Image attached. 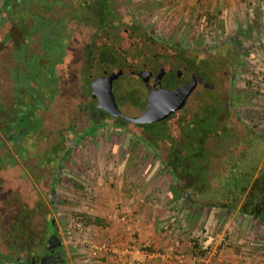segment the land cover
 <instances>
[{
    "label": "rangeland",
    "instance_id": "374dc122",
    "mask_svg": "<svg viewBox=\"0 0 264 264\" xmlns=\"http://www.w3.org/2000/svg\"><path fill=\"white\" fill-rule=\"evenodd\" d=\"M200 1L203 0H198L197 4ZM182 2L186 0H113L114 6L120 7L119 11H129L142 27L172 43L183 45L181 47L186 51L188 60H192L190 64L198 75L200 92L194 94L179 114L178 126L174 128L173 121L169 124L180 139L184 138L187 130L198 135L202 134L200 132H214L218 123L225 127V130L219 128L225 131L223 139L215 141V137L210 141L208 133L198 135L205 144L209 142V148L218 150L219 154L215 156L223 158L221 161L217 157V163L214 156L206 155L201 162L205 165L204 169L211 170L205 173L214 180L211 193L197 194V191L190 189L187 192L190 203L179 200L171 176L132 130L116 128L104 120L108 123L104 124L102 130L96 132L94 129L100 126H92L87 132L92 125V116L83 98L74 92L70 94L72 97L59 100L55 97L50 111L45 114L42 128L28 135L25 145L30 155H46L43 157L46 160L54 153L49 148L59 146L64 134L61 132L66 131L64 147L66 152L71 150V156L61 174L57 191L58 208L54 217L65 242L69 264L100 261L92 257L91 248L85 242L92 245L107 242L122 247L133 238L138 240L140 246L142 244L141 247L156 246L151 250L159 254L163 253L160 246L164 241L169 242L171 251L182 254L187 250L193 251V242H199L202 247L197 251L199 256L196 254L197 264H203L201 253L206 247L208 253L215 250L218 253L242 254L240 264H264V227L250 218L235 216V213L230 215L214 208L220 195L231 194L235 189L229 201L241 199L256 178H260L256 186L261 184L264 175V35L251 34L247 46H233L230 41L236 36L230 35L225 24L219 26L214 22L210 25L204 19L207 13L201 8L206 9L205 3L192 8L187 3L183 9ZM2 4L3 0H0V12ZM60 4L63 8L62 0ZM37 5L32 1L26 6L27 12H15L0 32V44L3 46L0 57L8 63L0 68V84L4 86L0 98L5 96L0 103L4 106H9L12 101L10 97L13 96L10 76L15 64L10 60V50L24 42L18 23L23 20V29L29 28L32 20L27 14L36 12ZM41 13L45 14L44 11ZM216 13L222 15L217 8ZM45 15L50 18L52 13ZM7 33L11 34L8 40L5 38ZM38 47L32 46L34 49ZM18 69L21 71L23 67L19 66ZM41 76L32 77L35 88L43 86ZM218 102L225 105V111L222 114L218 111L220 121H215L219 118L213 106ZM3 115L1 112L0 116ZM81 135L88 136L75 145ZM2 137L7 141L6 137ZM8 146L11 150V145ZM2 152H8V148L2 149ZM18 153L27 155L26 150ZM224 159L229 161L225 168L222 166ZM201 184L204 183L200 180L199 186L202 187ZM24 193L30 194V189L27 187ZM249 193L251 196L257 194L258 189L253 187ZM195 205L200 208L201 214L197 222L191 223L188 214L193 212ZM122 215L132 220L130 224L134 234L130 237L125 231L126 224L121 221ZM233 216L234 224H240L239 228L229 227V219ZM96 218L103 220L105 226L98 227L91 223ZM73 221L83 225L85 231L82 234L78 231L72 233ZM115 230L118 231L117 235L111 237L108 232ZM144 236L148 238L146 241Z\"/></svg>",
    "mask_w": 264,
    "mask_h": 264
},
{
    "label": "flooded vegetation",
    "instance_id": "af4514ba",
    "mask_svg": "<svg viewBox=\"0 0 264 264\" xmlns=\"http://www.w3.org/2000/svg\"><path fill=\"white\" fill-rule=\"evenodd\" d=\"M62 1L64 10L54 7L55 15L51 20L58 24L62 20L63 28L55 27L52 31L59 34L57 40L66 46L61 58L60 92L55 97L59 100L72 97L71 92L78 93L92 116V125L86 131L92 126H100L94 129L96 132L102 130L104 124L108 123L104 120L109 121L116 128L132 130L134 136L145 143L152 153L156 152L163 162H168L171 149L181 147L179 143L184 142L174 132L178 126V116L200 84L190 64L192 60H188L186 51L181 47L183 45L172 43L142 27L129 11H119L120 7L114 6L117 20L111 19L100 26L94 12L85 11L83 6L81 8L74 4V7L72 0ZM76 9H83L79 17ZM25 45L24 42L20 43V46ZM29 46L40 44L33 42ZM185 68H190L197 76V87L183 108L174 111L163 121L144 125L129 123L99 108L93 95L94 90L104 84L110 90L101 88L100 94L105 100L109 99L112 106L106 105L108 108L124 109L125 112L133 108L142 114L150 107H174L177 100L170 102L169 99L184 88L183 81L187 76ZM55 97L52 102L47 101L48 109L43 108L40 115L37 112L32 117L31 130H28L27 124L17 131L3 132L9 121L6 116L0 124V264H69L65 242L54 217L58 208L57 191L61 174L71 156V150L66 152L64 147L66 136L62 137V142L59 141V146L64 148L63 153L52 146L49 149L54 153L46 160H43L46 155H30L25 145L27 136L42 128L45 114L50 111L49 105L54 103ZM50 98L48 96V100ZM172 121L174 128L169 124ZM24 131L29 133L25 136ZM6 148L8 152H2ZM24 150L27 155L18 153ZM27 187L31 192L28 195L24 193Z\"/></svg>",
    "mask_w": 264,
    "mask_h": 264
},
{
    "label": "trees",
    "instance_id": "16d2710c",
    "mask_svg": "<svg viewBox=\"0 0 264 264\" xmlns=\"http://www.w3.org/2000/svg\"><path fill=\"white\" fill-rule=\"evenodd\" d=\"M32 1L38 3V8H36L37 11L33 14H27L28 18L32 20V24L29 28L23 29L22 26L25 25L23 20L18 23L19 31L22 32V39L24 43H26V45L18 46L15 48L13 47V50H10V60H13V63L15 64L14 68H12V74L10 76V86L13 91V96L10 97L12 101L9 106H4L2 105V103H0V113H4V116H2V118L0 116V122L3 121V117L5 116L9 119L5 130L3 129V132L5 131L6 133L11 132L12 130L17 131L18 129L23 128L24 125L27 124L28 130H31L32 117H34L37 112L40 114L43 108L48 109L47 101L52 102L54 97L60 92L59 78L62 74L61 58L64 54L66 46H62L61 40H57L59 34L54 33L52 29L55 27L63 28L64 24L62 23V20H60V24L55 22L53 23V21H51L52 19H54V11L56 10L55 8L62 7L60 4V0H3L0 12V32L3 31L5 24L11 21L10 17L14 16L15 12L17 13L19 10H21L23 13L27 12L28 9L26 6L32 4ZM72 3L73 6L74 4L80 6L81 8L83 6L86 9L85 11L88 10L97 14L98 19H94L99 23L100 26H104L111 19L117 20V16L115 15L116 9L114 8L113 1L110 2V0H72ZM42 10L45 12V14L52 13L51 17L46 18V15H43L41 13L43 12ZM81 11H83V9H76V12H78L77 17L81 15ZM3 15H5V18H3ZM204 19L208 21L210 25H212L216 20V15L207 14ZM77 20H80V18H78ZM252 31H254V29H252ZM10 35V33L9 35L7 33L5 38L7 40L10 39ZM33 42L40 44L38 49H34L32 48V46H29ZM2 47L3 46L1 43V56L3 55ZM4 60V58L2 60V58L0 57V68L5 67V65L8 64ZM184 64L187 65L186 63ZM19 66L23 67V70L20 71L18 69ZM191 72L193 71L191 70ZM193 74L195 75V73ZM35 75L38 77L42 75L41 84L43 86L40 88H35L32 85L34 81V78L32 77H34ZM3 87L4 86L0 84V91L4 89ZM197 92H200L198 88ZM48 96H51L49 100ZM3 100H5V96H3V98H0V102H2ZM213 108H215L214 113H216V115L218 111L221 112V114L223 113V111H225V105L221 102H218V104L216 106H213ZM221 114L217 115L219 119H216L215 121H220ZM219 128L224 130V127L220 126V123H218V126L214 128V132L207 131L205 133L209 134V138L214 139L216 137V141L218 138H222L225 132L220 131ZM65 132L66 131L61 132V134L64 133L62 134V137L65 135ZM28 133V131H24L23 134L26 136ZM200 133H202L203 135L205 134L203 132ZM202 134L198 133V135L200 136H203ZM88 135H81L80 137H78L75 142V145L80 143V141ZM184 135L185 136H183L184 138L182 139L184 140V142L179 143L182 146H179L178 148L177 146H175L171 149V154L168 162H163L161 157L156 152L154 154L157 158V161H160L163 168L171 176L172 181L174 183L175 195L178 196L179 200H183V202L185 201L184 203H190L191 199H188L186 197V195L188 194V190L192 189L194 192L197 191V194L201 192L204 193V191L211 193L210 187L213 185L212 182H214V180H212L210 176L205 174L207 171L211 172V170L204 169L205 165L201 164L206 155H208L206 147L208 146L209 142L205 144V141L202 142L197 134H194V132L188 130ZM56 147L58 149L57 152L62 151L63 149L62 146L57 145ZM206 177L209 178V180H207ZM200 180L201 183H204L201 184L203 185L202 187L199 186ZM259 180V177L256 178V180L251 186V188L256 187V189H258L257 194L251 196V193H249L251 188H246L245 192L243 193L244 195L241 199L231 201L229 202V204L232 205L231 208L234 211L239 207V205H241L239 212L242 215L247 216L253 220H257L264 226V175L261 184L256 186ZM218 181L220 182L219 178ZM234 190L235 189L232 190V193H235L233 192ZM219 197L220 198L218 202L220 200L222 201H220L219 204L216 201L217 204L215 205L217 206L215 207L218 210L223 211L226 209L223 204L225 194H222ZM193 208H195L193 209V212L188 214L189 221H191V223L197 222L201 214V210L197 205H195ZM91 223L98 227L105 226V222L97 218L91 220ZM193 245L194 250L192 252L196 255L197 251H200L202 246L199 245V242H193ZM207 251L208 248L206 247L201 253L203 257L206 256V253H208Z\"/></svg>",
    "mask_w": 264,
    "mask_h": 264
},
{
    "label": "crops",
    "instance_id": "0c3cea01",
    "mask_svg": "<svg viewBox=\"0 0 264 264\" xmlns=\"http://www.w3.org/2000/svg\"><path fill=\"white\" fill-rule=\"evenodd\" d=\"M204 1V2H203ZM200 1L199 4L205 3L206 9L203 8L202 6H198L199 8L203 9L205 13L208 15H216V20L215 23L216 25L220 24L219 26H223L225 24L226 28H228V32L230 35L236 36L230 41V44L233 46H247L248 43L246 40H248L249 35H256L259 36L260 34L264 35V0H203ZM198 0H190L186 2H182L181 7L185 9V5L187 3H190L189 7H195L197 4ZM191 4H193L191 6ZM216 8L218 9V12H222V15H217L216 13ZM249 18V19H248ZM254 19V21L251 20ZM237 22V23H236ZM249 23H253L252 26L249 25ZM259 24V25H258ZM254 29V31H252ZM209 140H214L213 138H209ZM206 150L208 151V156H214L215 161H219V159L222 161V157L220 156H215V154H219L218 150H212L208 146L206 147ZM217 157L219 159H217ZM229 161L223 160L222 166L223 168L228 167L227 163ZM222 163V162H221ZM211 177V176H210ZM205 195H209L210 192H205ZM232 193V192H231ZM227 192L224 197V206L225 210L223 212H226L228 214H234L235 216H240L242 218H249L247 216L242 215L239 212L240 206L234 211L232 210L231 206L229 204V197L231 198V194ZM212 196V195H210ZM222 201V200H220ZM241 203V202H240ZM217 204V202H215ZM217 209L216 207H214ZM128 210V208H127ZM128 213V211H126ZM227 214V216H229ZM226 216V215H225ZM235 216L230 217L229 219V227H240V224H234ZM251 219V218H250ZM253 220V219H252ZM103 221V220H102ZM241 221H243L241 219ZM258 222L257 220H255ZM259 223V222H258ZM261 227H264L261 223H259ZM110 230V229H109ZM111 234V237L114 235H117L118 231H111L108 232ZM141 237V236H140ZM145 241L148 239L147 237L144 236ZM140 240V239H139ZM141 241V240H140ZM138 242V240H137ZM151 242V241H150ZM98 243V242H97ZM101 243V242H100ZM103 243V242H102ZM155 244L157 242H154ZM167 241H164V243L161 244V250H163L162 254H159L158 252H154L151 249L155 248L156 246H151L149 245V248L147 247H142L144 248L145 252H147L148 256L146 254H141L138 256H135V259L137 261H144L145 264H193L192 263V258L195 255L193 252L190 250H187L185 252H176V251H171V246H168ZM125 245V244H124ZM142 246V244H141ZM215 251V250H214ZM212 252V253H207L206 257L204 256V262L203 264H240L239 259L242 258V254H233V253H228L226 251L218 253V252ZM239 255V256H238ZM179 256L182 258V260L179 259ZM87 259V258H86ZM84 264H118L114 259L110 258L108 260L102 259L100 261H87L83 262Z\"/></svg>",
    "mask_w": 264,
    "mask_h": 264
},
{
    "label": "water",
    "instance_id": "95a60500",
    "mask_svg": "<svg viewBox=\"0 0 264 264\" xmlns=\"http://www.w3.org/2000/svg\"><path fill=\"white\" fill-rule=\"evenodd\" d=\"M184 67H186V65ZM185 72H187V76H185V80L183 81L184 88L179 90V94L172 96L171 100L169 99L170 102L177 100L176 106L174 107H172L171 105H167V108L165 106H162L161 108L150 107L145 111V113L142 114L138 110H135L133 108L128 110L125 109L126 112L124 111V109L119 110L115 107L108 108L106 107V105H110L109 99L105 100V97L100 94V92L102 91L101 88L110 90V88L104 84H102L101 88L97 87L94 90L95 93L93 95L95 96L98 107L107 111L111 116L121 117L129 123L137 125L156 123L165 120L174 111L182 109L187 99L197 87V77L188 68H185ZM36 261H38V259Z\"/></svg>",
    "mask_w": 264,
    "mask_h": 264
},
{
    "label": "built area",
    "instance_id": "2783aa9c",
    "mask_svg": "<svg viewBox=\"0 0 264 264\" xmlns=\"http://www.w3.org/2000/svg\"><path fill=\"white\" fill-rule=\"evenodd\" d=\"M121 221H123L126 224V229L125 231L127 232V235L130 237L132 236L133 230L131 228V218L125 215L121 216ZM74 227L71 225V228L73 227L72 233L74 234L75 231H78L80 234L83 233V231H85V229L83 228V225L80 223H77L75 221H73ZM71 231H69V234H71ZM84 236V235H83ZM84 239L86 240V238L84 237ZM85 245L90 246L91 248V255L93 258L95 259H114L118 264H145L144 261H137L135 259V256L141 255V254H147V252H145L144 248H142L137 240L135 238L130 239L128 241V243L122 247H117L115 245L109 244L107 242H103V243H99V244H90L89 242H85ZM206 257H210V256H206ZM179 259L182 260V258L179 256ZM202 262H204V258H202ZM197 260L198 257L194 256L192 258V263L193 264H197Z\"/></svg>",
    "mask_w": 264,
    "mask_h": 264
}]
</instances>
